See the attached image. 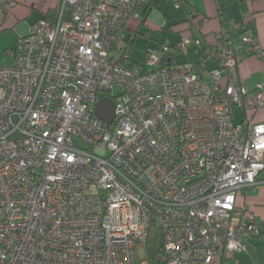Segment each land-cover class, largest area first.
Returning a JSON list of instances; mask_svg holds the SVG:
<instances>
[{
  "label": "built area",
  "instance_id": "2783aa9c",
  "mask_svg": "<svg viewBox=\"0 0 264 264\" xmlns=\"http://www.w3.org/2000/svg\"><path fill=\"white\" fill-rule=\"evenodd\" d=\"M141 1L58 0L54 18L5 50L0 264H222L259 233L257 215L237 200L264 183V121L254 118L264 81L254 90L235 82L226 30L196 62L161 64L151 51L153 70L130 64L122 42ZM18 3L0 0V13ZM191 37L160 50L203 47ZM243 43L264 62L252 31ZM103 97L116 105L109 126L95 115ZM153 225L163 238L156 257Z\"/></svg>",
  "mask_w": 264,
  "mask_h": 264
},
{
  "label": "crops",
  "instance_id": "0c3cea01",
  "mask_svg": "<svg viewBox=\"0 0 264 264\" xmlns=\"http://www.w3.org/2000/svg\"><path fill=\"white\" fill-rule=\"evenodd\" d=\"M162 1H141L138 9L141 16L139 19H132L129 22L125 41L122 42L124 50L131 42L132 51L140 35H146L147 40L157 37L155 45L158 50L164 44L162 41L175 46L183 36L191 34L193 38H199L202 41L203 47L199 46V57L193 60L190 55L192 47L189 45L187 52L181 55L182 59L177 53L171 62H196L202 57L206 48L214 45L218 32L226 30L229 38L233 41L239 58L235 82L241 83L247 90H254L259 83L264 81V62L253 55H248L243 43L245 32L250 30L257 36L259 43L264 48V0H181L183 4L180 7H177L179 0H169L171 5L165 6ZM164 1L168 2V0ZM57 9L58 0H19V3L11 9L8 16L0 13V25L3 28L0 37L5 30H13L15 35L11 43H5L6 41L2 38L0 50L5 52L8 48H14L20 36H25L31 32L30 24H28L27 30L21 33L18 27L19 21L27 20L33 26L41 18H54ZM181 10H184V13ZM190 24H193L191 30H187ZM235 24L239 25L238 29L234 27ZM163 28L167 30L166 37H169V31H172L175 36L179 35L180 38L163 40L161 36ZM152 29L157 31L158 35L152 36L150 34ZM192 45L196 46V44ZM163 56L162 53L161 58ZM8 60L10 63L12 58L8 57ZM131 60L139 65L132 57ZM155 67L152 66L151 69L142 71H150ZM209 67L214 68V65L210 64ZM237 111L241 113L240 122L235 121ZM254 118L257 121H264V110L255 114ZM244 119L245 113L241 109H236L234 121L241 123ZM261 177L264 178V172ZM237 203L257 215L259 233L246 241L244 251L238 252L234 256H228V259L224 260V264L232 259L234 264H264V183L245 189L238 196Z\"/></svg>",
  "mask_w": 264,
  "mask_h": 264
},
{
  "label": "rangeland",
  "instance_id": "374dc122",
  "mask_svg": "<svg viewBox=\"0 0 264 264\" xmlns=\"http://www.w3.org/2000/svg\"><path fill=\"white\" fill-rule=\"evenodd\" d=\"M169 2V0H168ZM166 2V1H162V4L165 6V5H171L170 3L171 2ZM173 4V3H172ZM182 13H184V10H181ZM31 18V17H30ZM31 21V20H30ZM28 24H30V29L32 30L33 26L31 25L32 23L27 21V20H21L19 21L18 23V27H19V31L21 33H23L25 30H27V26ZM167 33V30L165 28H163L161 30V36H162V39H172L173 40H177L180 38L179 35H176L172 32V31H169V37H166V34ZM150 34L153 36V35H158L157 31H155L154 29L151 30ZM191 35V34H190ZM14 31L13 30H5L2 34V36L0 37V44L2 43L3 39L6 41L5 43H11L13 41V38H14ZM192 36V35H191ZM21 37V36H20ZM155 38H151V40H147L146 38V35H140L136 41V44L134 46V48L132 49L131 51V57L133 60H135L136 62H138V64L140 65L141 69L142 70H148V69H151L152 66L148 65L147 64V60H148V55L151 51H155L156 52V55L161 57L162 56V51L160 49H156V45H155ZM192 38V37H191ZM18 40V39H17ZM163 43H165L166 41H162ZM17 43V42H16ZM189 47H192V49H190V55L192 56L193 60L197 59L200 55V47L198 45H192L190 44ZM5 52H3V50L1 51L0 50V65L1 64H5V63H8L9 60H8V57H6L4 55ZM180 54V59H182V56L181 55H184L183 53H179ZM114 94L115 95H118V93L121 92V89L119 86H116L114 88ZM240 119H241V113L239 111H237L235 113V121L236 122H240ZM140 254L142 256H146L147 255V251L146 249H142L140 250ZM234 260H229L227 261V264H234L235 262H233Z\"/></svg>",
  "mask_w": 264,
  "mask_h": 264
},
{
  "label": "trees",
  "instance_id": "16d2710c",
  "mask_svg": "<svg viewBox=\"0 0 264 264\" xmlns=\"http://www.w3.org/2000/svg\"><path fill=\"white\" fill-rule=\"evenodd\" d=\"M181 4H183V1L179 0V6H181ZM137 9H139V5L137 7ZM193 24H190L189 25V28L187 30H191V26ZM131 46H132V43L130 42V44L128 45V47L125 49V53L128 54V57H127V60L129 61L130 64L132 65H137V63L133 62L131 60V55H130V51H131ZM178 53H181V52H178ZM177 53L173 54L171 56V58L168 56V55H164L162 58H161V64H165L167 62H171V60L173 61V58L175 57ZM125 58V55L123 53V56H122V59ZM126 59V58H125ZM162 242H163V238H162V233L160 231V229L156 226H151L150 228V232H149V236H148V241H147V249H148V253L151 257H156L160 251V248L162 246ZM227 258L226 255H224V258H223V263L224 264V260ZM228 259V258H227Z\"/></svg>",
  "mask_w": 264,
  "mask_h": 264
},
{
  "label": "water",
  "instance_id": "95a60500",
  "mask_svg": "<svg viewBox=\"0 0 264 264\" xmlns=\"http://www.w3.org/2000/svg\"><path fill=\"white\" fill-rule=\"evenodd\" d=\"M115 109V102L109 97H103L96 104L95 115L109 126L115 118Z\"/></svg>",
  "mask_w": 264,
  "mask_h": 264
}]
</instances>
